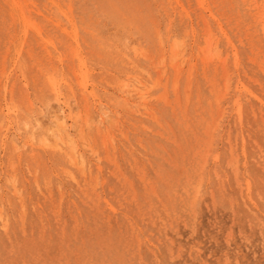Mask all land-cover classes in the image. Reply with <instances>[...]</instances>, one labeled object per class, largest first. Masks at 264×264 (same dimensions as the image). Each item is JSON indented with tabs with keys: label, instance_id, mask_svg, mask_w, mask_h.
<instances>
[{
	"label": "rangeland",
	"instance_id": "1",
	"mask_svg": "<svg viewBox=\"0 0 264 264\" xmlns=\"http://www.w3.org/2000/svg\"><path fill=\"white\" fill-rule=\"evenodd\" d=\"M0 264H264V0H0Z\"/></svg>",
	"mask_w": 264,
	"mask_h": 264
},
{
	"label": "bare ground",
	"instance_id": "2",
	"mask_svg": "<svg viewBox=\"0 0 264 264\" xmlns=\"http://www.w3.org/2000/svg\"><path fill=\"white\" fill-rule=\"evenodd\" d=\"M59 122H60V120L57 121V123H59ZM61 125H62V124H61Z\"/></svg>",
	"mask_w": 264,
	"mask_h": 264
}]
</instances>
